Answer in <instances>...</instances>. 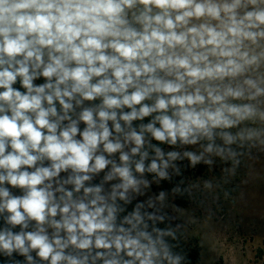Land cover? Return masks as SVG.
Masks as SVG:
<instances>
[{
  "label": "clouds",
  "instance_id": "clouds-1",
  "mask_svg": "<svg viewBox=\"0 0 264 264\" xmlns=\"http://www.w3.org/2000/svg\"><path fill=\"white\" fill-rule=\"evenodd\" d=\"M262 156L264 0H0L3 264H186L152 184Z\"/></svg>",
  "mask_w": 264,
  "mask_h": 264
},
{
  "label": "rangeland",
  "instance_id": "rangeland-1",
  "mask_svg": "<svg viewBox=\"0 0 264 264\" xmlns=\"http://www.w3.org/2000/svg\"><path fill=\"white\" fill-rule=\"evenodd\" d=\"M246 165L232 184L212 190L204 189L202 181L218 178L219 167L212 172L198 165L190 183H199L200 187L192 189L191 203L186 208L176 206L171 193L168 195L166 210L175 217L174 222L182 225L187 238L200 242V264H262L258 250L264 240V156L246 161ZM241 180L247 183L241 184ZM233 185H237L236 190L225 197V188L232 189ZM159 191L153 183L149 195Z\"/></svg>",
  "mask_w": 264,
  "mask_h": 264
},
{
  "label": "trees",
  "instance_id": "trees-1",
  "mask_svg": "<svg viewBox=\"0 0 264 264\" xmlns=\"http://www.w3.org/2000/svg\"><path fill=\"white\" fill-rule=\"evenodd\" d=\"M145 122H147V118ZM134 123H137V122H134ZM162 147H164L166 151L170 150L168 146L166 145H162ZM183 163L187 164L188 162L185 160ZM146 176L149 180L152 179L151 174H146ZM185 177H186V185H187L188 183H190L191 177H193V170H189L188 172H186ZM179 179H180L179 177H176L171 183H169L168 181H162L160 185L158 186V188L160 190H165L168 193H171L170 191L171 188L175 185V183ZM172 198H173L174 204L181 208H186L191 203V199L189 198L187 193L183 197H180V196L173 197L172 195ZM174 224H176V222H174ZM159 226L161 228L164 227L163 224ZM178 235L180 236V248H177L175 251L179 252L183 250V252L187 253L186 264H200L201 258H202V248H201L199 240L197 238H191V239L187 238L183 228L179 229ZM17 258L21 260L23 259V257H17ZM258 258L262 260V264H264V240H263V246L258 250ZM3 259H4L3 257H0V264H3Z\"/></svg>",
  "mask_w": 264,
  "mask_h": 264
}]
</instances>
